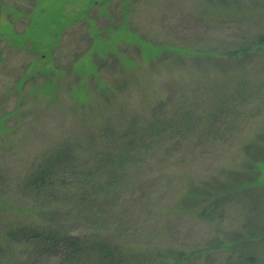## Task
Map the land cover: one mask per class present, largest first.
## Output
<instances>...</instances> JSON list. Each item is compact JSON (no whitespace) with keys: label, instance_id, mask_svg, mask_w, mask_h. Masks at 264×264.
Listing matches in <instances>:
<instances>
[{"label":"rangeland","instance_id":"rangeland-1","mask_svg":"<svg viewBox=\"0 0 264 264\" xmlns=\"http://www.w3.org/2000/svg\"><path fill=\"white\" fill-rule=\"evenodd\" d=\"M23 223L264 264V0H0V264H101L10 248Z\"/></svg>","mask_w":264,"mask_h":264},{"label":"trees","instance_id":"trees-1","mask_svg":"<svg viewBox=\"0 0 264 264\" xmlns=\"http://www.w3.org/2000/svg\"><path fill=\"white\" fill-rule=\"evenodd\" d=\"M201 70L204 72L205 67H201ZM170 75L173 76L172 72ZM150 76L152 77L153 73H150ZM102 105L103 103L100 104L99 107L97 105V107L94 108L88 106L86 107V110L93 109L94 113L97 114L98 110L99 112L103 111L101 108ZM68 157L67 154L65 157L66 160H62L63 158L57 153V155L54 154V156L52 155V157L47 158L49 161L48 163H40L37 172H34L32 176H30V188L39 192L44 189H51L57 184L61 185L60 181L65 184L64 180L56 177L57 173L54 170H56L58 164H61L63 161L66 162ZM255 158V160L251 161V163L254 162L252 163L253 165L260 159H258L257 156ZM51 162H53L52 165ZM67 165L68 166H63L61 170L59 169L63 177L64 167H67V170L69 168V164ZM69 169L71 170V167ZM57 181H59V183ZM109 240L101 238L100 236H93V238L86 239L78 234L74 235L69 231L53 230L45 227L40 228V226L35 223H23V225L12 228L6 237H4V242L7 243L10 248L18 243L23 246V249L30 248L33 250L34 254L40 250L45 252H55L62 255L63 262H78V260L88 261L92 258L98 260L101 264H128L127 259H125L126 256H123L121 253L122 249L119 250V247Z\"/></svg>","mask_w":264,"mask_h":264}]
</instances>
